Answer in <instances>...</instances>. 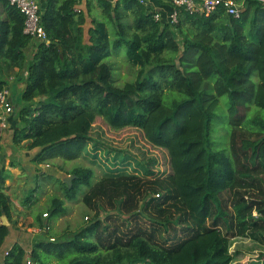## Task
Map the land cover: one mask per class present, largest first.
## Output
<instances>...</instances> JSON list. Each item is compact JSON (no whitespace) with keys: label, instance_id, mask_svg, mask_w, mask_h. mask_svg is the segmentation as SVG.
I'll return each instance as SVG.
<instances>
[{"label":"trees","instance_id":"16d2710c","mask_svg":"<svg viewBox=\"0 0 264 264\" xmlns=\"http://www.w3.org/2000/svg\"><path fill=\"white\" fill-rule=\"evenodd\" d=\"M234 1L242 5L238 19L223 7L189 13L171 0H85L97 19L83 42L88 15L75 11L82 0H38L45 45L24 35V16L0 0V90L25 74L12 142L37 150L35 166L73 161L88 155V145L108 157L112 150L91 137L97 118L116 131H139L168 157L167 171H157L115 151L94 185L90 168L74 167L71 188L58 183L66 200L81 196L85 220L52 234L63 201L51 198L47 212L33 215L42 239L27 248L14 243L2 264H234L237 238L264 251V0ZM123 46L135 80L119 87L108 59ZM1 125L0 218L12 227ZM217 125L225 133L220 147L211 140ZM38 184L26 190L27 207ZM10 227L0 221V251Z\"/></svg>","mask_w":264,"mask_h":264},{"label":"rangeland","instance_id":"374dc122","mask_svg":"<svg viewBox=\"0 0 264 264\" xmlns=\"http://www.w3.org/2000/svg\"><path fill=\"white\" fill-rule=\"evenodd\" d=\"M239 10L242 9L241 4H237ZM83 9L81 12L85 14L86 8L85 5L82 4ZM77 9H80L77 7ZM95 9V8H94ZM92 10V9H91ZM87 14V12H86ZM88 15V14H87ZM97 19V14L93 11L86 16V23L83 25V42H87L88 39V30L92 28L91 19ZM32 52H27L29 56H31ZM108 62H112L115 66V69L112 71V77L114 79L115 85L121 87L126 82H130L135 80V70L132 68L128 62L126 61L125 53L126 46L121 47L116 52H113ZM252 80L256 81V76H252ZM17 91L15 95H17ZM20 95V94H19ZM18 97V96H17ZM226 97H223L220 100V109L219 111L224 113ZM21 104L20 96L14 102L16 108ZM224 106V107H223ZM251 113L253 115L254 109H251ZM17 114V111L14 112L13 116ZM10 115V114H8ZM10 132H13L14 128V120L8 121ZM7 123V122H6ZM8 125V123H7ZM217 131L214 132L211 136V140L218 144L220 147L221 137L225 134L222 127L216 126ZM91 137L95 140H98L101 143V146L107 150H112L111 154L108 157H112L115 155V151H122L125 154H129L130 156L136 158L137 160H141L145 163L149 162V168L151 170L157 171H167L168 169V157L167 153L164 150L152 147L149 145L141 133L132 128H125L120 131L113 130L109 128L101 118H97L94 123V128L92 130ZM25 143V142H23ZM23 147V146H22ZM22 149V148H20ZM88 155H81L77 159L69 162H64L61 158H56L53 160H48L47 164H41L44 166L43 169H40L39 180L36 182L38 184V197L36 207L32 206H23L21 209L17 206H13L12 208V222L15 221L16 224L10 227L15 235H22L24 237L23 243L24 246L30 247V243L33 239L39 237V231L33 225V215L38 210H43V212H47L49 201L51 198L55 197L57 199H61L63 201L62 212L54 217L50 222V231L52 234H61L62 232H74L78 228L79 224L85 220V216L87 215L88 208L84 205L81 200V196H78L76 200H66L63 192L60 189V185L58 183L59 180H62L65 177L73 176L69 175V172L74 167L81 168H90L94 177L92 179V184L98 183L103 177V168L100 163H104L108 158L103 150L97 152H91V145H88ZM25 149H22V153H25ZM6 152V151H5ZM37 150L29 151L30 156H34ZM94 154H97V158H92ZM123 154V153H121ZM153 161V163H151ZM32 163V162H31ZM34 165V164H33ZM39 171V170H38ZM53 173L57 174L56 178H53ZM46 175V176H45ZM51 178V179H50ZM23 188L21 192L25 193L26 189H33L32 184H30V177L27 175L25 179ZM29 180V181H28ZM24 181V179H23ZM73 182V180H72ZM32 187V188H31ZM19 190V189H18ZM88 189L83 187L81 192H86ZM10 192V191H9ZM29 192V191H28ZM20 193V191H19ZM18 203V202H17ZM17 207V208H16ZM38 209V210H37ZM45 216V215H43ZM256 216V213H254ZM14 228V229H13ZM36 231V232H35ZM44 238V237H43ZM6 241H11V238H7ZM231 251L235 255L234 264H264L261 260L260 255L264 254V251L259 249L252 240L249 238H237L233 241Z\"/></svg>","mask_w":264,"mask_h":264},{"label":"crops","instance_id":"0c3cea01","mask_svg":"<svg viewBox=\"0 0 264 264\" xmlns=\"http://www.w3.org/2000/svg\"><path fill=\"white\" fill-rule=\"evenodd\" d=\"M157 1L158 0H154L153 6L158 5ZM163 1H164L163 3L165 4V0H163ZM42 2L44 3V0H42ZM82 4L85 5V0H82L81 4L78 5V7L80 8L79 11H81L83 9ZM158 7H159V10L161 12L166 11V8L163 4H159ZM85 8H86V5H85ZM35 50H36V48L31 46L26 50V52H32L31 53V55H32L35 52ZM24 81H25V74H19L16 77L13 76V77L8 78L7 84L4 87V89H6L9 92L10 102L12 103V106L14 109L16 107L14 105V102L20 96L19 94L22 92V90L24 88ZM16 91L18 92L17 95H15ZM5 117H6L5 118V124H4V127L1 129L2 149L4 151V154L6 155V170L8 172L7 173L8 177H7V180L5 183L9 189L7 194L11 197L12 208H13V206H17L18 209L19 208L21 209L23 206L24 207L26 206V204L24 202H25V198H26L28 193H27V191L25 193H23V191L21 192V189L23 188L25 182H27V180L25 181V179L27 178V175L30 177V180H31L30 184L35 185V183L37 181L36 178L37 177L39 178V175H40L39 174L40 169H43L44 166L43 165H39V166L33 165V163H31L32 156L29 155V151L25 149L26 150L25 153L21 152L23 149L22 148L23 143L20 146V145H15L12 142V133L13 132H10L11 129L8 127L9 126L8 121L12 120L13 115L10 114V115H7ZM6 122L8 123V125ZM20 148H22V149H20ZM56 177H57V174L53 173V178H56ZM23 179H24V181H23ZM32 187L35 188V186H32ZM27 189H29V188H27ZM19 191H20V193H19ZM37 197H38L37 192H34V194L32 196V200L30 201V203L28 205L29 206L32 205V207L35 208L36 203H37ZM39 211H41V210H39ZM12 231L13 230L10 228L9 236L7 237V238H11V241H6L7 240V238H6L4 243H3L2 249L0 251V264H2V254L3 253L7 254L6 251L8 249H10V247L14 243L17 242V243L24 246V243H23L24 237L22 235H15L14 233H12Z\"/></svg>","mask_w":264,"mask_h":264},{"label":"built area","instance_id":"2783aa9c","mask_svg":"<svg viewBox=\"0 0 264 264\" xmlns=\"http://www.w3.org/2000/svg\"><path fill=\"white\" fill-rule=\"evenodd\" d=\"M10 5H13L23 16V34L45 45L49 44V40L40 24L39 5L38 0H8ZM112 4L120 2L122 0H105ZM142 6H152L154 0H133ZM175 7L183 8L189 13L203 12L206 15L214 12L218 7H223L225 13L235 19L240 17V10L237 3L234 0H202L196 3L194 0H171ZM75 11H79L76 9ZM155 20L159 19V15L154 16ZM170 24L176 23V12H172L169 16ZM14 108L10 102V95L6 89L0 90V121L2 122L1 129L5 124V116L11 114ZM26 264H36L30 259L26 261Z\"/></svg>","mask_w":264,"mask_h":264},{"label":"water","instance_id":"95a60500","mask_svg":"<svg viewBox=\"0 0 264 264\" xmlns=\"http://www.w3.org/2000/svg\"><path fill=\"white\" fill-rule=\"evenodd\" d=\"M75 176H68L63 179V183L67 185V188L70 189L72 185V180H74ZM0 221L3 225L8 226V222L4 216L0 218Z\"/></svg>","mask_w":264,"mask_h":264}]
</instances>
